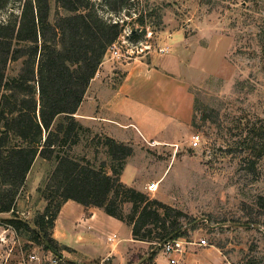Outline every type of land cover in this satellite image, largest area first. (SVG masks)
<instances>
[{
    "label": "rangeland",
    "instance_id": "374dc122",
    "mask_svg": "<svg viewBox=\"0 0 264 264\" xmlns=\"http://www.w3.org/2000/svg\"><path fill=\"white\" fill-rule=\"evenodd\" d=\"M92 1L107 20L126 23L128 34L123 32L121 40H126L122 49L127 57L111 59L165 63L170 73H181L191 85L193 111L187 130L163 143L142 140L140 146L152 161L144 158L138 141H131L136 155L122 180L138 188L144 176L160 174L158 190L146 189L150 179L143 192L184 212L179 220L184 239L206 238V247L222 252L223 264H264V0ZM24 4L25 0H10L0 18L10 11L19 13ZM49 4L51 22L71 14L57 0ZM21 66L22 60L12 62L7 75L17 74ZM148 124L153 135H165L163 123L149 119ZM89 128L81 133L71 154L86 156L111 172L117 162L108 152L106 135ZM52 169V161L39 158L18 193L16 215L28 221L30 230L9 227L6 219L13 217L12 212L0 213V264L32 259L36 264L37 256L51 257L34 236L36 231L52 236V227L42 223L41 217L48 204V214L55 211L56 201L49 202L38 190ZM131 209L132 204L124 205V214ZM104 215L102 211L97 219L103 227L99 237L84 234L78 244L81 251H89L94 241H102L111 231L123 246L129 243L128 224L114 219L105 227ZM153 237L154 241L141 244L134 264H159L161 260L169 264L159 245L160 228H154ZM56 245L63 256L61 264L102 261L82 262L69 247Z\"/></svg>",
    "mask_w": 264,
    "mask_h": 264
},
{
    "label": "trees",
    "instance_id": "16d2710c",
    "mask_svg": "<svg viewBox=\"0 0 264 264\" xmlns=\"http://www.w3.org/2000/svg\"><path fill=\"white\" fill-rule=\"evenodd\" d=\"M9 2L0 0V11ZM57 2L71 14L60 15L54 22L49 19V0H25L19 13L10 11L0 18V213L12 212L6 223L30 230L28 221L16 215V199L41 158L52 161L53 169L38 190L49 202L56 201L50 215V204L46 207L42 223L53 228L63 204L75 200L87 207H102L126 222L136 240L154 241V228L161 230L159 243L176 232L181 236L183 211L121 180L133 152L130 145L105 136L112 161L117 162L111 172L86 156L71 154L81 133L90 131L75 114L126 23L104 18L92 0ZM141 25L146 32L144 20ZM19 60L20 71L8 76L9 65ZM126 204H132L128 215L124 214ZM34 237L60 254L52 236L36 231Z\"/></svg>",
    "mask_w": 264,
    "mask_h": 264
},
{
    "label": "crops",
    "instance_id": "0c3cea01",
    "mask_svg": "<svg viewBox=\"0 0 264 264\" xmlns=\"http://www.w3.org/2000/svg\"><path fill=\"white\" fill-rule=\"evenodd\" d=\"M189 82L181 73L176 76L170 73L165 63L158 64L154 60L151 64L138 63L137 60L124 63L107 55L75 116L85 126L119 142L130 145L131 141H138L144 158L152 161L140 146L142 140L163 143L180 137L188 128L193 111ZM149 119L163 123L161 128L165 130V135H153ZM138 124L143 126V130ZM130 146L133 152L125 162L121 180L130 159L136 155L135 148ZM159 176L160 174L144 176L140 179L138 188L122 181L143 191L147 180L156 181ZM102 211L105 212V217L102 216L101 219L102 224L105 221V227L110 220H120L109 215L102 207H87L75 200L66 201L51 229L52 237L60 245L72 249L79 260H84L82 262L109 258L107 264H134L135 258H138L137 252L145 241L133 238L130 225L129 243L126 246L119 239L116 244L110 242L108 237L115 233L111 231L106 232L102 241H94L89 251L80 250L78 244L84 234L99 237L103 227L97 219ZM190 242L192 243L187 245L185 254L181 256V264H223V255L218 248L198 245L196 240ZM103 245L104 252L101 253ZM156 260L159 262V259ZM159 264H163V261Z\"/></svg>",
    "mask_w": 264,
    "mask_h": 264
},
{
    "label": "built area",
    "instance_id": "2783aa9c",
    "mask_svg": "<svg viewBox=\"0 0 264 264\" xmlns=\"http://www.w3.org/2000/svg\"><path fill=\"white\" fill-rule=\"evenodd\" d=\"M126 33V30L123 31ZM128 34V33H126ZM124 36L122 33L120 37L109 47L107 50L106 56L108 55L110 58H123L127 57V54L123 51V44L126 43V40H121V38ZM128 53V51H126ZM199 136H194L195 140H198ZM160 185V180L151 181L147 183L146 189L150 192L157 191ZM9 227L13 228V226L9 225ZM15 231V229H13ZM119 239V236L117 233L112 234L108 237V240L112 243H117ZM190 242L189 240L184 239L182 236H174L172 238H167L164 241L160 242L159 245L162 247L165 255L169 259V264H179L181 256L186 252L187 245ZM198 245L207 246L208 241L206 238H201L199 241H197ZM51 257L48 259H44V257H36V264H61L63 256L61 254H58L51 249H49ZM106 260H109V258L102 259L99 263H93V264H106ZM105 261V263H104ZM32 261L24 260L22 264H32ZM6 264V263H1Z\"/></svg>",
    "mask_w": 264,
    "mask_h": 264
},
{
    "label": "water",
    "instance_id": "95a60500",
    "mask_svg": "<svg viewBox=\"0 0 264 264\" xmlns=\"http://www.w3.org/2000/svg\"><path fill=\"white\" fill-rule=\"evenodd\" d=\"M177 233L178 232H176V233H174V234H172L169 238H172V237H174V236H176L177 235ZM52 251H54L53 249H51Z\"/></svg>",
    "mask_w": 264,
    "mask_h": 264
}]
</instances>
